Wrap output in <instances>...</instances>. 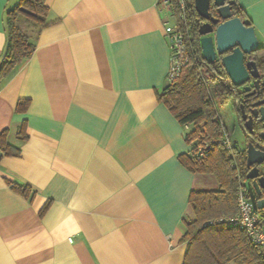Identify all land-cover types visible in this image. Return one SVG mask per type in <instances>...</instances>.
Listing matches in <instances>:
<instances>
[{
    "label": "crops",
    "instance_id": "0c3cea01",
    "mask_svg": "<svg viewBox=\"0 0 264 264\" xmlns=\"http://www.w3.org/2000/svg\"><path fill=\"white\" fill-rule=\"evenodd\" d=\"M238 1L264 45V0ZM18 2L0 0V65L6 12ZM46 3L49 24L34 53L0 82V131L21 149L0 162V264H183L191 192L220 183L180 160L193 125L158 98L169 82L166 8L160 0ZM20 100L28 102L18 111ZM8 181L29 184L33 199Z\"/></svg>",
    "mask_w": 264,
    "mask_h": 264
},
{
    "label": "trees",
    "instance_id": "16d2710c",
    "mask_svg": "<svg viewBox=\"0 0 264 264\" xmlns=\"http://www.w3.org/2000/svg\"><path fill=\"white\" fill-rule=\"evenodd\" d=\"M171 0L191 64L184 66L180 74L158 93L163 101L182 124L191 123L187 141L218 138L221 134L220 107L235 104L238 117L239 91L233 85L224 69L221 58L208 61L202 52L199 33L204 18L197 12L195 0ZM239 2V1H238ZM214 11V6H212ZM49 6L46 0H19L6 12L7 44L1 59L0 82L11 75L16 66L32 56L40 30L48 26ZM181 13L185 19H180ZM235 14L243 19L248 15L240 6ZM33 24L35 35L28 33L20 24L21 17ZM258 53L264 58V45L260 44ZM214 92V97L211 94ZM27 100L18 102L17 110L26 108ZM9 130L0 131V162L4 156L20 155L21 149L8 140ZM18 137L27 139V122L18 128ZM239 143V142H238ZM237 167L232 165L233 157L221 144H216L209 156L197 159L193 155L182 154L180 160L193 172H213L219 180V188L213 190H193L190 205L194 217L186 221L187 231L183 240L187 251L183 264H264V256L259 245L253 243L240 227L221 220L224 216L235 214L238 210L237 188L241 180H247V150L239 146L235 150ZM240 175V176H239ZM12 188L33 199L35 191L29 184L8 181ZM51 201L48 200L40 210L43 215ZM264 217V210H260Z\"/></svg>",
    "mask_w": 264,
    "mask_h": 264
},
{
    "label": "water",
    "instance_id": "95a60500",
    "mask_svg": "<svg viewBox=\"0 0 264 264\" xmlns=\"http://www.w3.org/2000/svg\"><path fill=\"white\" fill-rule=\"evenodd\" d=\"M214 6V11L212 10ZM197 12L206 20L199 28L200 42L205 58L213 62L221 58L231 83L241 86L253 79L254 89L248 95L256 97L264 91V72L254 59H247L260 47V38L252 20L235 14L238 0H195ZM251 89L247 85L244 90ZM249 114L244 104L239 109L243 127L249 135L255 132V120H264V98L255 101ZM259 107V108H258ZM264 139V131L257 134ZM248 189L254 207L264 210V146L256 140L246 142Z\"/></svg>",
    "mask_w": 264,
    "mask_h": 264
},
{
    "label": "built area",
    "instance_id": "2783aa9c",
    "mask_svg": "<svg viewBox=\"0 0 264 264\" xmlns=\"http://www.w3.org/2000/svg\"><path fill=\"white\" fill-rule=\"evenodd\" d=\"M179 2L181 6H184L183 0H179ZM160 5L166 8L168 12V18L165 20V31L170 45V68L168 77L169 81H171L180 74L184 66L191 64V59L171 0H160ZM180 19H185L183 13H181ZM218 118L221 126V134L219 137L205 140L194 139L189 142V153L197 159H202L210 155L216 144H221L232 154V165L237 167L238 164L234 153L239 143L233 139L232 134L227 130L222 118L220 116ZM191 125V123L185 124L187 129ZM247 184L248 180H241L237 188V212L224 216L221 220L242 228L247 233L249 239L259 245L261 253L264 256V217L260 209L254 207Z\"/></svg>",
    "mask_w": 264,
    "mask_h": 264
},
{
    "label": "flooded vegetation",
    "instance_id": "af4514ba",
    "mask_svg": "<svg viewBox=\"0 0 264 264\" xmlns=\"http://www.w3.org/2000/svg\"><path fill=\"white\" fill-rule=\"evenodd\" d=\"M234 9H236L234 7ZM206 21V20H204ZM247 59H254L257 63L258 66L261 70V72H264V58L261 57V55L258 53V50L255 51L254 53H252L251 55L247 56ZM251 86V89L249 90H244L245 86ZM254 85H253V79L247 81L245 84L241 85V86H237L238 91H239V102H238V109L240 107L241 104H244L246 111L250 114L251 110L254 108L253 107V103L257 100L263 99L264 98V91L262 92V94H260L259 96H255V95H248L249 92H251L254 89ZM259 108V107H258ZM239 111H241L239 109ZM241 114V113H240ZM240 121L241 124H244V120L242 119V116H240ZM245 129V128H244ZM264 131V120L259 121V119L255 120V132L252 135H249L247 132V130L245 129L246 135H247V141L249 140H256V142L258 144H260L261 146H264V139L259 135H257L258 133Z\"/></svg>",
    "mask_w": 264,
    "mask_h": 264
},
{
    "label": "rangeland",
    "instance_id": "374dc122",
    "mask_svg": "<svg viewBox=\"0 0 264 264\" xmlns=\"http://www.w3.org/2000/svg\"><path fill=\"white\" fill-rule=\"evenodd\" d=\"M20 17H21L20 24L24 27V29L28 33H32L33 24L30 21H27L25 19V17H23L22 15ZM211 94H212V96L214 95L213 90H211ZM214 100H216L215 97H214ZM231 109H232L231 105H224V106L220 107L219 112H221V114L224 117L225 122L231 128V131L233 134V139L238 140L242 144L244 142L246 143L243 129L240 126V124L238 123V121H236L237 110H236V113H234V112H231ZM243 145H245V144H243ZM240 146L242 147V145H240Z\"/></svg>",
    "mask_w": 264,
    "mask_h": 264
}]
</instances>
